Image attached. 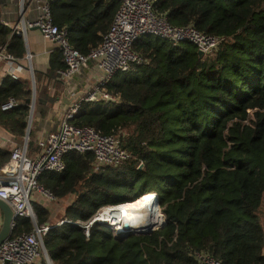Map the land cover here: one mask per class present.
Returning <instances> with one entry per match:
<instances>
[{
    "label": "trees",
    "instance_id": "trees-1",
    "mask_svg": "<svg viewBox=\"0 0 264 264\" xmlns=\"http://www.w3.org/2000/svg\"><path fill=\"white\" fill-rule=\"evenodd\" d=\"M151 2L172 26L225 40L203 58L190 43L139 40L134 52L145 64L117 74L107 87L119 102L83 103L71 121L118 136L129 159L94 172L93 154H67L65 172L46 173L40 184L56 200L74 201L56 223L46 202L32 201L36 222L17 218L12 238L51 225L43 240L53 264H200L198 253L220 264H264V0ZM120 5L50 1L54 24L83 55L101 45ZM3 49L17 59L26 54L23 39L0 22ZM58 61L55 69L65 70L63 57ZM31 97L28 81L7 77L0 85V126L19 139L27 133L31 110L24 102ZM12 99L20 106L3 111ZM11 153L0 148V167ZM137 201L153 214L143 231L163 225L164 215L166 224L126 237L100 223L87 237L79 224Z\"/></svg>",
    "mask_w": 264,
    "mask_h": 264
},
{
    "label": "built area",
    "instance_id": "built-area-1",
    "mask_svg": "<svg viewBox=\"0 0 264 264\" xmlns=\"http://www.w3.org/2000/svg\"><path fill=\"white\" fill-rule=\"evenodd\" d=\"M50 1L32 0L38 12L35 19L23 18L21 23H5L3 26L11 31L12 36H23L30 29H39L44 38L56 43L66 65L65 70L58 72L62 78H73L87 69L90 63H94L104 74V78L69 109L57 131L38 143V152L33 155L30 153L29 142L26 139L12 150L10 160L0 167V184L11 186L9 192L0 195V198L12 208L15 217L29 218L33 222H36V214L32 207L35 195L39 194L51 202L56 200L41 186L40 178L46 173H64L67 154H93L94 172H99L107 166H120L129 159L130 155L121 146L118 136H107L91 127H77L71 121L79 115L83 103L119 102L118 97L107 92V87L117 74L129 72L135 64H145V61L134 52V46L139 40L153 37L175 46L190 43L205 55L214 52L225 40L206 36L191 26L183 28L172 26L165 17L156 14L151 0H121L114 22L101 45L88 55H83L71 45L67 30L60 29L54 24ZM2 61L9 65L7 76L19 81L20 67L16 66V59L8 55L5 49L0 51V62ZM20 104V101L12 99L2 106V110L11 111ZM29 107L31 110L34 109L33 104ZM105 213L98 214L90 223H79L87 237L90 236V228L94 223L108 224L115 234L119 235L121 231L102 220ZM51 228L49 224L36 225L32 233L8 239L0 246V264L6 262L34 264L42 259L47 264H53L43 240L44 234ZM196 257L200 264H220L207 254L198 253Z\"/></svg>",
    "mask_w": 264,
    "mask_h": 264
},
{
    "label": "crops",
    "instance_id": "crops-1",
    "mask_svg": "<svg viewBox=\"0 0 264 264\" xmlns=\"http://www.w3.org/2000/svg\"><path fill=\"white\" fill-rule=\"evenodd\" d=\"M0 13L2 25L21 23L23 18L32 20L38 15L32 0H0ZM19 37L24 41L26 54L23 59H14L16 66L20 67L19 80L30 82L34 109H30L25 138L19 139L9 129L0 126V148L11 151L28 139L33 144V155L38 152V143L61 127L69 109L100 82L104 74L90 63L80 74L64 79L55 69L62 56L56 43L44 38L39 29H30ZM8 66L5 61L0 62V85L8 77ZM10 187L0 184V195L7 194ZM34 201H41L38 194ZM2 217L0 212V225Z\"/></svg>",
    "mask_w": 264,
    "mask_h": 264
},
{
    "label": "bare ground",
    "instance_id": "bare-ground-1",
    "mask_svg": "<svg viewBox=\"0 0 264 264\" xmlns=\"http://www.w3.org/2000/svg\"><path fill=\"white\" fill-rule=\"evenodd\" d=\"M156 202L157 208L159 209L157 199ZM160 218L161 215L159 217V222ZM152 219V211L138 201L134 203L124 204L123 206H118L116 209L108 210L104 215H102V220L104 222L110 223L113 227L116 228V230L119 231L124 230L123 225L125 223H128L132 230L143 231L152 221Z\"/></svg>",
    "mask_w": 264,
    "mask_h": 264
},
{
    "label": "water",
    "instance_id": "water-1",
    "mask_svg": "<svg viewBox=\"0 0 264 264\" xmlns=\"http://www.w3.org/2000/svg\"><path fill=\"white\" fill-rule=\"evenodd\" d=\"M198 55L200 58H203L205 56V53L201 50H198ZM32 102L33 100L31 98V99H27L24 102V104L30 105ZM142 168H143V165L140 166V169ZM0 212L3 215V221H2L1 229H0V246H1L4 242H6L8 239L12 237L17 217H15L12 208L2 198H0ZM165 224H166V220L163 223V225H161L159 228H153L151 230H146V231H140V230L136 231V230H132L128 223H125L123 225L124 230L121 231L118 236L126 237L130 235H147V234L153 233L154 231H156V229L162 228ZM8 263L9 262H6V264Z\"/></svg>",
    "mask_w": 264,
    "mask_h": 264
},
{
    "label": "rangeland",
    "instance_id": "rangeland-1",
    "mask_svg": "<svg viewBox=\"0 0 264 264\" xmlns=\"http://www.w3.org/2000/svg\"><path fill=\"white\" fill-rule=\"evenodd\" d=\"M39 197H40V199H41L42 202H46L45 204H46V207H48V209L50 211V214H51V222L52 223L59 222L62 219V217L64 216V213H65L67 207L70 206V204L74 201V196H69L68 198L63 199L61 201L55 200L53 202H51L48 199L42 197L41 195H39ZM110 208L113 209L114 207H110ZM110 208L103 209L99 214L105 213ZM116 208L117 207H115L114 209H116ZM159 212H160V215H161V212L162 211H161V208L160 207H159ZM263 215H264V205H263V209L260 210V217L262 218V220H263L262 224L264 225V216ZM156 230H158V229H156ZM97 254H99V251H96L95 252V255L93 256V259H95L97 257Z\"/></svg>",
    "mask_w": 264,
    "mask_h": 264
}]
</instances>
